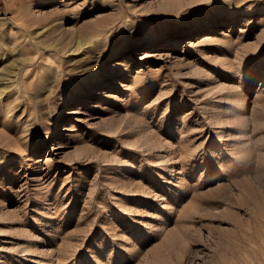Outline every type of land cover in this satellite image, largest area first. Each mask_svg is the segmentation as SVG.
I'll return each mask as SVG.
<instances>
[{
	"label": "rangeland",
	"instance_id": "374dc122",
	"mask_svg": "<svg viewBox=\"0 0 264 264\" xmlns=\"http://www.w3.org/2000/svg\"><path fill=\"white\" fill-rule=\"evenodd\" d=\"M0 264H264V0H0Z\"/></svg>",
	"mask_w": 264,
	"mask_h": 264
},
{
	"label": "bare ground",
	"instance_id": "6f19581e",
	"mask_svg": "<svg viewBox=\"0 0 264 264\" xmlns=\"http://www.w3.org/2000/svg\"><path fill=\"white\" fill-rule=\"evenodd\" d=\"M179 36H181V35H179ZM173 38H169V40H172ZM174 41H170V43H173ZM135 49V48H134ZM99 52V50L98 51H94V53H93V55L92 56H96L97 55V53ZM89 69V68H88ZM119 75H114V74H110V76H109V79H112V78H115V77H118ZM87 82V81H86ZM99 82V81H98ZM101 84V83H100ZM91 86V83H89V87ZM88 87V88H89ZM86 91H85V89L83 88V89H81V91H80V94H81V96H86V93H85ZM68 112V111H67ZM70 112V111H69ZM16 143V142H15Z\"/></svg>",
	"mask_w": 264,
	"mask_h": 264
}]
</instances>
